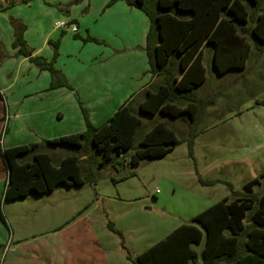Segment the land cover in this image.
<instances>
[{
    "label": "trees",
    "instance_id": "1",
    "mask_svg": "<svg viewBox=\"0 0 264 264\" xmlns=\"http://www.w3.org/2000/svg\"><path fill=\"white\" fill-rule=\"evenodd\" d=\"M84 0H72L67 9ZM118 0H112L110 8ZM142 11L150 21L147 55L152 77H163L161 85L146 90L140 104L141 113L181 119L189 127L188 147L193 153L196 129L205 109L214 104L223 87L202 98L196 91L206 81L202 48L213 45V66L220 76H233V85L245 74L251 52V40L259 53L264 50V0H123ZM14 5L10 2L9 6ZM14 28L13 47L17 55L29 59L41 71H48L55 87H69L55 68L58 49L51 61L34 57L25 38L26 26L10 19ZM87 40V39H86ZM93 40V39H89ZM94 41V40H93ZM56 47V46H55ZM4 107V105H3ZM5 109V108H4ZM86 131L40 144L3 149L6 111L0 112V168L5 183L4 201H17L54 192L59 187H81L86 181L80 161L100 157L104 166L116 153L135 150L131 163L163 158L184 141L165 123H155L134 149L135 137L142 125L131 106H122L112 118L99 127L93 126L87 112ZM70 146L81 149L57 165L46 148ZM32 154V161L18 162ZM264 178V174L261 175ZM214 185L216 182H204ZM260 184L255 179L244 186V192H233L169 234L135 259L127 254L129 264H264V194H254ZM109 229L121 239L123 235L110 222ZM195 247L202 248L201 251Z\"/></svg>",
    "mask_w": 264,
    "mask_h": 264
},
{
    "label": "crops",
    "instance_id": "2",
    "mask_svg": "<svg viewBox=\"0 0 264 264\" xmlns=\"http://www.w3.org/2000/svg\"><path fill=\"white\" fill-rule=\"evenodd\" d=\"M71 1L0 0V112L6 111L5 127L10 130L12 124L13 131L7 146V130L3 149L83 133L87 128L84 111L90 123L99 127L124 105L132 106L138 100L136 106L139 109L145 98L143 93L163 82V77H152L150 73L146 51L150 21L142 11L123 0L110 8L107 6L112 0H84L67 9ZM10 2L14 5L9 6ZM11 18L26 26L24 38L33 49L34 57L51 61L55 48L58 49L55 68L64 76L68 88H54L48 71H41L29 59L17 55L18 49L13 47L15 33ZM60 22H65L67 28L56 27ZM90 38L94 41H89ZM207 49L208 45L202 48L206 73V59L207 56L211 59L212 55ZM157 81L160 82L156 84ZM210 109V106L205 109L203 119L211 114ZM66 157L58 155L57 162ZM4 191L5 184L3 195ZM215 204L200 205L202 209L186 221L169 220L155 235L156 239L152 241L143 236L135 241L133 248L127 245L125 229L119 225L115 227L110 221L122 233L124 238L121 239L92 216L100 213L98 208L97 212L79 214L80 217L68 227L54 229L52 234L32 233L27 237L26 233L31 229L20 226L13 219L17 231L12 227L13 240L3 264H129L127 254L135 259ZM4 224L5 221H0L1 231H5ZM84 242L88 244L89 256L85 257V253L79 251L84 256L79 259L74 249ZM4 244L5 237H2L1 260Z\"/></svg>",
    "mask_w": 264,
    "mask_h": 264
},
{
    "label": "rangeland",
    "instance_id": "3",
    "mask_svg": "<svg viewBox=\"0 0 264 264\" xmlns=\"http://www.w3.org/2000/svg\"><path fill=\"white\" fill-rule=\"evenodd\" d=\"M249 43L251 52L245 74L233 85H230L233 76L242 72L218 75L213 66L214 46L208 45L207 50L212 51V55L211 59L207 56L205 63L207 79L196 91L202 98H209L221 87L223 91L210 106L211 114L205 116L196 129L192 154L187 141L190 130L181 119L145 115L137 108L136 100L131 108L142 125L135 137L134 149L141 137L157 122L165 123L179 140L187 142L174 147L163 158L141 160L136 166L131 163L135 150L114 154L104 166L100 165L101 158L98 156L92 160H81L85 185L60 187L55 193L17 201L3 200L5 183L2 175L5 176V171L0 168V221L6 223L5 231L0 230V238L5 237L4 256L0 264H3L13 240L12 227L17 231L13 219L20 226L31 229L26 233L27 237L32 233L52 234L54 229H64L81 215L97 212L98 208L100 213L92 216L103 225L108 226L111 221L115 227L119 225L125 229L127 245L133 248L135 241L143 236L150 237L152 241L156 239L155 235L164 229L169 220L186 221L202 209L200 205L207 207L225 198L233 199V192H244V186L255 179H259L260 184L254 187V194L263 195L264 50L259 53L254 41ZM6 107L9 108L8 104ZM7 130L8 126L4 130L3 142ZM12 133L10 124L7 146ZM46 150L52 156L56 154L55 165L58 155L65 157L81 153V149L70 146H52ZM26 161H32V154L18 159L20 164ZM201 181L216 183L204 185ZM87 245L86 242L76 245L74 250L79 259L84 258L79 251H83L85 257L89 256ZM195 248L200 251L199 247Z\"/></svg>",
    "mask_w": 264,
    "mask_h": 264
},
{
    "label": "built area",
    "instance_id": "4",
    "mask_svg": "<svg viewBox=\"0 0 264 264\" xmlns=\"http://www.w3.org/2000/svg\"><path fill=\"white\" fill-rule=\"evenodd\" d=\"M56 27L60 28V29H66L67 28V24L65 22H60L56 24Z\"/></svg>",
    "mask_w": 264,
    "mask_h": 264
}]
</instances>
